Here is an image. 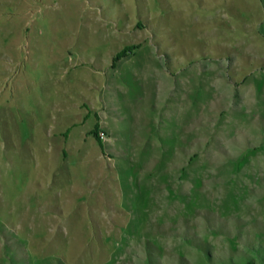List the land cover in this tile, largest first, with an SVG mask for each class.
Returning <instances> with one entry per match:
<instances>
[{
	"label": "rangeland",
	"instance_id": "374dc122",
	"mask_svg": "<svg viewBox=\"0 0 264 264\" xmlns=\"http://www.w3.org/2000/svg\"><path fill=\"white\" fill-rule=\"evenodd\" d=\"M0 264H264V0H0Z\"/></svg>",
	"mask_w": 264,
	"mask_h": 264
},
{
	"label": "trees",
	"instance_id": "16d2710c",
	"mask_svg": "<svg viewBox=\"0 0 264 264\" xmlns=\"http://www.w3.org/2000/svg\"><path fill=\"white\" fill-rule=\"evenodd\" d=\"M126 53H127V52H125V51H122V52L118 53V54L113 58V60H112V65L114 66L115 63H116L117 61H119L120 59L126 57V56H127Z\"/></svg>",
	"mask_w": 264,
	"mask_h": 264
}]
</instances>
